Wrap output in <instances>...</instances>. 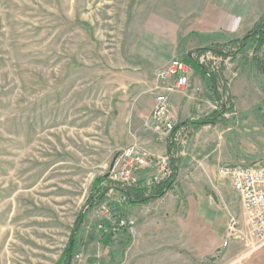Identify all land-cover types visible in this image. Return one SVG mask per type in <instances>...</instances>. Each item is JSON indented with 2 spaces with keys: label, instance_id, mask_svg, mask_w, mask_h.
<instances>
[{
  "label": "rangeland",
  "instance_id": "374dc122",
  "mask_svg": "<svg viewBox=\"0 0 264 264\" xmlns=\"http://www.w3.org/2000/svg\"><path fill=\"white\" fill-rule=\"evenodd\" d=\"M200 1L0 0V264H63L94 181L134 143L136 111L155 97L156 71L198 40L181 34ZM246 53L251 60L253 51ZM242 55L217 62L227 111L216 125L181 132L184 163L176 177L186 192L216 191L240 219L239 200L220 167L264 163V75L253 64L242 69ZM191 83L195 100L183 117L175 113L177 122L218 107L207 101L206 88ZM93 210L68 264H196L189 253L159 245L156 229L142 246L136 232L123 250V233L104 246L101 214ZM237 248L230 264L264 256V245Z\"/></svg>",
  "mask_w": 264,
  "mask_h": 264
},
{
  "label": "crops",
  "instance_id": "0c3cea01",
  "mask_svg": "<svg viewBox=\"0 0 264 264\" xmlns=\"http://www.w3.org/2000/svg\"><path fill=\"white\" fill-rule=\"evenodd\" d=\"M200 2L203 7L186 19L181 34L183 37L198 38V40L192 39L189 42L190 49L187 51L188 53L196 48L210 46L214 43H224L228 39L243 36L253 28L264 11V0H201ZM185 56L180 52V58L184 59ZM173 57L175 56H172L170 60ZM205 66L209 70L211 69L209 64ZM191 68L189 85L183 93H165L160 86H155V97L139 103L136 111L139 126L134 133V143H131L148 154L154 156L170 155L171 159L178 160V173L182 170L184 163L182 150L179 147L181 132L188 128L198 131L204 125L199 129H194L190 124L191 120L181 119L180 122H177L173 137H166L153 130L155 120L152 111L156 97L165 93L175 113L180 115L188 113L191 101L195 100L193 98L194 93H192L195 91L194 88L189 89L194 84L191 83V80L198 84L200 88L201 86L206 88L209 94L207 97L208 102H214L218 105L211 89L208 87L205 76L197 69ZM216 107L217 110L218 107ZM185 108L188 111L185 112ZM216 124L217 122L213 125ZM169 143H171L170 150H168ZM243 162L249 163L250 161L243 160ZM179 186L180 184L177 183L163 197L147 204L127 207L128 214L136 222L135 236L140 239L138 245L142 246L143 241H145L144 238L156 229L159 245L167 244L169 247L167 250L174 249L177 252L180 250L179 254L182 255L189 253V257L196 264H214L216 260L227 261L230 264L238 257V244L246 245L239 240H231L226 247H222V242L226 238V224L229 213L223 208L217 192L214 191L215 194L213 195L205 189L196 188L186 192L183 188L180 187V189ZM214 197L217 198L218 203L215 202ZM246 255L249 256L250 254H244V259L247 257ZM211 257L218 259H213L209 263L204 262V259ZM245 264H264V256L251 262L249 258V261Z\"/></svg>",
  "mask_w": 264,
  "mask_h": 264
},
{
  "label": "built area",
  "instance_id": "2783aa9c",
  "mask_svg": "<svg viewBox=\"0 0 264 264\" xmlns=\"http://www.w3.org/2000/svg\"><path fill=\"white\" fill-rule=\"evenodd\" d=\"M194 56V54H192ZM201 64H211L213 72H217V62H227L230 56L217 58L210 52L194 56ZM192 68L180 57H173L155 73L158 82L165 93H183L188 85ZM158 95L152 111L155 120L153 130L156 133L173 137L177 118L166 94ZM149 170V171H148ZM146 171V172H145ZM233 194L238 198L243 216L241 219L229 213L226 224V238L222 247L231 240H239L246 246L257 249L264 245V163L237 162L220 167ZM172 174L171 156H154L140 150L136 145H130L117 153L114 165L107 173V187L104 201L96 207L101 214V222L97 224L98 231L111 234L114 237L127 230L134 234L136 222L128 214L118 213L116 204L124 202V189L136 186L141 179L147 187L155 186ZM143 176V178H142ZM93 210V211H94Z\"/></svg>",
  "mask_w": 264,
  "mask_h": 264
},
{
  "label": "trees",
  "instance_id": "16d2710c",
  "mask_svg": "<svg viewBox=\"0 0 264 264\" xmlns=\"http://www.w3.org/2000/svg\"><path fill=\"white\" fill-rule=\"evenodd\" d=\"M248 49H251L253 51V55L252 57H250L251 60L246 53V50ZM207 52H211V54L215 56H230L231 59L235 58L238 53H242L243 55L239 62L241 68L243 69L247 65L253 64L264 75V59H262L261 57V52H264V11L258 18L253 28L247 31L241 38H231L226 40L224 43H219L214 46L196 48L193 51V53L197 54L198 56ZM183 60H185V62L189 66L197 69L203 76H205L208 87L211 89L212 94L217 100L218 104L217 110L203 116L202 118L191 121L190 124L194 129H199L202 125L206 124H215L217 122V119H219V117H222L227 111V102L223 101L218 92L219 76L216 73L210 71L204 64H201L194 56H191L189 53L184 57ZM231 108L232 105L229 103L228 109ZM170 149L171 143L168 144V150ZM171 167V176L155 186L147 187L144 185L143 179H141L136 186L124 189L123 193L126 200L121 204H116L115 210L120 214L128 213L127 207L129 206L147 204L151 201L163 197L166 192L173 189L178 183L176 181L179 169L178 160L172 158ZM106 181L107 177L105 175L98 177L94 181L91 193L86 202V208L80 213L76 220V224H79V226H75L71 232L70 241L62 257V259L64 260L63 264H68L69 256H74L76 250L82 242V239L80 237V227L86 216L104 201L105 192L108 189ZM98 232L100 234V242L104 246L109 247L111 245V241L113 240V236L111 234H106L103 231ZM123 234L128 236L121 241L122 250L129 243H131V236L127 234V230H124ZM89 239L92 240L93 236H90ZM214 258L215 257H212L211 259Z\"/></svg>",
  "mask_w": 264,
  "mask_h": 264
},
{
  "label": "water",
  "instance_id": "95a60500",
  "mask_svg": "<svg viewBox=\"0 0 264 264\" xmlns=\"http://www.w3.org/2000/svg\"><path fill=\"white\" fill-rule=\"evenodd\" d=\"M190 54V53H189ZM116 157V156H115ZM114 161H115V158L113 159V161L111 162V164H110V169L113 167V165H114ZM71 259V257H69V260Z\"/></svg>",
  "mask_w": 264,
  "mask_h": 264
}]
</instances>
